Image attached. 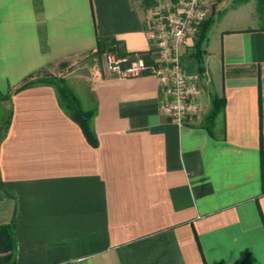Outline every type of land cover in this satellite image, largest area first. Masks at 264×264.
<instances>
[{
    "label": "crops",
    "instance_id": "1",
    "mask_svg": "<svg viewBox=\"0 0 264 264\" xmlns=\"http://www.w3.org/2000/svg\"><path fill=\"white\" fill-rule=\"evenodd\" d=\"M212 5L201 112L183 126L164 114L149 70L120 76L104 54L87 77L97 147L52 86L3 102L12 119L0 138V205H8L0 227H14V264H264V22L257 0ZM152 8L147 0H0V91L30 76L65 78L100 39L152 67ZM223 10L229 27L214 24ZM193 49L194 39L190 76L199 75ZM214 97L225 104L211 133Z\"/></svg>",
    "mask_w": 264,
    "mask_h": 264
},
{
    "label": "built area",
    "instance_id": "2",
    "mask_svg": "<svg viewBox=\"0 0 264 264\" xmlns=\"http://www.w3.org/2000/svg\"><path fill=\"white\" fill-rule=\"evenodd\" d=\"M150 2L153 8L147 33L155 64L149 68L140 59L129 61L113 52L104 54V62L109 71L123 77L140 76L149 70L159 82L164 114L172 123L183 126L201 112V78L187 74L185 57L188 43L197 37L203 23L213 14L212 0Z\"/></svg>",
    "mask_w": 264,
    "mask_h": 264
},
{
    "label": "trees",
    "instance_id": "3",
    "mask_svg": "<svg viewBox=\"0 0 264 264\" xmlns=\"http://www.w3.org/2000/svg\"><path fill=\"white\" fill-rule=\"evenodd\" d=\"M147 1L150 2V0ZM256 16L262 23L264 22V0H257ZM211 26L212 19L203 23L199 34L194 39V51L189 55V57L194 58L197 62L199 76L204 74V45L208 40V33ZM114 44L112 40L100 39L97 51L94 55L101 57L106 52H113L110 46ZM39 85H49L55 89L59 104L63 111L80 125L87 140L94 147H97L98 142L93 128V120L97 112L96 107L93 106V102L90 98L86 103H83L79 96L73 91L68 81L62 76H30L25 78L17 88L11 90L7 94H3L0 91V127L3 128L2 134L4 135L7 132L12 119V110L8 109V111H6L3 102H11L13 94ZM224 102V99L219 97H214L213 99V109L207 117V129L211 133H213L212 131L216 127V117L224 109ZM88 103L90 104L89 107L86 106ZM15 251L16 240L14 227L10 224L2 225L0 227V252L4 253L5 256L0 257V264H14Z\"/></svg>",
    "mask_w": 264,
    "mask_h": 264
},
{
    "label": "rangeland",
    "instance_id": "4",
    "mask_svg": "<svg viewBox=\"0 0 264 264\" xmlns=\"http://www.w3.org/2000/svg\"><path fill=\"white\" fill-rule=\"evenodd\" d=\"M226 7H229V3ZM223 13L220 14L218 13L215 16V22L214 24L218 25L220 21H222V26H228L229 27V12L223 10ZM225 15V16H224ZM215 25V26H216ZM188 52V51H187ZM101 62V57L96 56V55H89L87 57H79L73 61L70 62V64L66 68L65 72V79L68 81L70 84L71 88L73 91L79 96L81 101L83 103H86L87 100H89V96L91 95L90 92V87H89V82H88V75L91 70V66L93 64H98ZM201 83V79L199 81V86ZM6 111H8V108H5ZM2 127H0V138L2 136ZM8 205L7 204H1L0 205V213L3 214L4 212L7 211Z\"/></svg>",
    "mask_w": 264,
    "mask_h": 264
}]
</instances>
